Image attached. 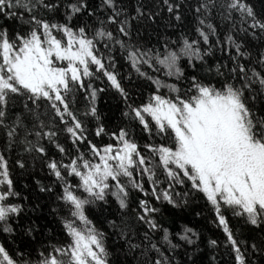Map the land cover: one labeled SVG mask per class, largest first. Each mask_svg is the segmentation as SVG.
<instances>
[{"label":"snow or ice","instance_id":"obj_1","mask_svg":"<svg viewBox=\"0 0 264 264\" xmlns=\"http://www.w3.org/2000/svg\"><path fill=\"white\" fill-rule=\"evenodd\" d=\"M161 3L182 21L179 3ZM99 10L103 19L88 0H0V236L14 239L21 229L22 237L34 240L39 230L16 202L20 192L5 153L19 149L14 163L21 176L29 173L24 154L39 160L51 182L35 178V191L48 195L59 187L56 198L69 213L61 220L66 245L40 251L32 260L22 248L14 258L0 244V264H118L120 254L125 257L120 264H128L129 254L138 264H173L182 247L186 254L192 249L188 259L195 264L200 234L187 224L172 232L160 217L185 209L196 194L210 205L236 264H247L224 210L264 231V14L247 0H198L196 38L183 36L172 42L174 48L166 43L161 53L142 45L139 32L133 39L131 21L145 15L140 7L128 16L119 0H100ZM58 12L63 22H54ZM85 16L101 25L91 34L87 23L72 24ZM105 24L117 25L126 39ZM101 42L109 52L118 45L129 65L154 86L146 103L127 104L123 113L149 139L166 141L146 143V153L126 129L108 133L100 122L96 100L105 89L90 82L97 73L128 99ZM217 51L223 62L210 63ZM145 65L155 72L162 68L166 79L142 71ZM81 91L89 102L83 115L96 121L95 137L110 135L115 143L98 146L89 139L72 110L71 98ZM13 107L21 110L10 118ZM61 134L74 151L61 143ZM133 193L139 194L135 208ZM113 204L115 215L106 218L112 231L106 233L92 224L86 209ZM109 237H114L111 247ZM208 244L215 248L217 241Z\"/></svg>","mask_w":264,"mask_h":264},{"label":"trees","instance_id":"obj_2","mask_svg":"<svg viewBox=\"0 0 264 264\" xmlns=\"http://www.w3.org/2000/svg\"><path fill=\"white\" fill-rule=\"evenodd\" d=\"M88 2L93 9H96V16L103 19L105 13L99 10L100 0H88ZM171 2L181 5L179 9V14L182 16L181 22L175 21L174 17L167 12L166 7L162 5L161 0H119V6L125 10L128 16L136 15L135 10L137 7H140L145 13L143 18L131 21L133 39H136V33L139 32L141 37L140 43L142 45L159 49L163 53L166 43L174 48L177 45L172 42L179 43L183 36H187L189 39L196 38V22L193 9L197 5L198 0H171ZM247 2L254 6L258 14H264V0H247ZM153 14L155 15L153 16ZM48 15L49 18H52L51 14ZM149 16H153V18L149 19ZM54 22H63V15L60 12L56 13ZM85 23L89 26L90 34L95 28L101 26L97 19L87 16L79 20L74 18L72 21L74 26H84ZM103 27L112 31L120 39H126L119 36L117 25L105 24ZM98 47L105 56L111 55L113 57L115 67L110 68V70L117 74L121 86L128 94L126 102L112 88L107 79L97 73L96 77L90 82L97 89H105V91L98 93L96 100V107L101 117L100 122L105 126L108 133L118 132L122 128L126 129L130 133V138L140 145L141 152L146 153L144 149L146 143H165L166 141H161L158 137L155 140L149 139L136 121L123 115L128 110L127 104L140 106L146 103L154 91V86L149 80L140 77L129 65L121 54L118 45L111 52L104 47L103 42L99 43ZM208 59L210 63H215L217 60L223 62L219 51H217L216 56L209 57ZM141 70L151 76H159L161 79H166L163 76L164 70L162 68L160 72H155L145 65L141 66ZM88 82L86 81V83ZM167 82L174 83L175 81L168 80ZM71 99L73 101L72 110L84 122L89 132V139L98 146L115 143L110 138V135H105L102 138L95 137L96 121L91 117L83 115L87 111L89 104L88 100L85 99V93L82 91L76 92ZM257 107H259V104ZM20 110V107H13L10 110V118H14L15 114H18ZM60 141L66 144L70 151H74L71 145L67 144L63 134L60 136ZM0 143H3L2 134H0ZM18 154H21L19 153V149L14 150L12 153H5L9 158V167L13 171L12 178L16 182L17 190L20 192V198L16 202L21 203L25 207L26 219L30 218L34 222V226L38 225L39 230L33 240L31 237H22V230L16 229L14 239L0 236V244L4 245L14 258H19L16 250L22 248L26 255L31 253L30 259L35 260L40 251L50 249L54 245L65 244L68 236L61 220L62 218H68L69 213L67 208L56 198L60 191L59 187H56L55 191L48 195L37 194L35 191V178H39L45 184L51 182L50 178L46 175V169H42L39 160H32L24 154L29 173L24 176L20 175L21 170L16 168L14 163L18 158ZM51 154L52 151L50 150ZM161 179H163V176H161ZM73 183H76V181L73 180ZM25 185L28 186L26 187ZM145 186L147 187V184ZM138 197V193L132 194L131 208L136 207ZM30 209H34V211ZM172 211L175 210L165 211L163 216L160 217L164 226L168 227L170 231L175 232L181 225L187 224L200 234V239L197 242L198 249L193 256L195 264H236L235 253L232 251L231 246L226 243L224 232L217 226L210 205L199 194L191 198V203L185 209L176 211L175 215H172ZM86 215L97 229L110 233L112 229L107 224L106 218H112L115 215V205L113 204L111 207L107 205L89 206L86 209ZM224 215L236 239L241 242L240 248L246 258L247 264H264V231L253 228L243 220L232 216L229 210H224ZM137 231L142 232V229L138 228ZM209 240H216L217 246L215 248L209 247ZM113 241L114 237H109L107 240L109 247L113 245ZM253 244L257 246L259 251L253 250ZM162 250L166 255H172L166 247H162ZM191 253L192 249H189L187 254L183 247L177 249L174 253L173 264H192V261L188 259ZM124 259L125 257L120 254L118 264L124 261ZM127 261L128 264H138V261L132 258V254L128 255Z\"/></svg>","mask_w":264,"mask_h":264},{"label":"rangeland","instance_id":"obj_3","mask_svg":"<svg viewBox=\"0 0 264 264\" xmlns=\"http://www.w3.org/2000/svg\"><path fill=\"white\" fill-rule=\"evenodd\" d=\"M69 242V237L66 238V242L64 245H66Z\"/></svg>","mask_w":264,"mask_h":264}]
</instances>
